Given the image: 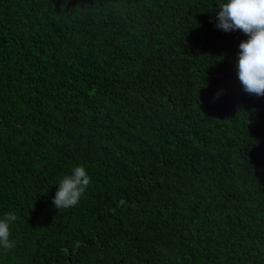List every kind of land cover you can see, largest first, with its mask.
<instances>
[{
  "label": "trees",
  "instance_id": "trees-1",
  "mask_svg": "<svg viewBox=\"0 0 264 264\" xmlns=\"http://www.w3.org/2000/svg\"><path fill=\"white\" fill-rule=\"evenodd\" d=\"M221 2L0 0V264H264V96Z\"/></svg>",
  "mask_w": 264,
  "mask_h": 264
},
{
  "label": "clouds",
  "instance_id": "clouds-1",
  "mask_svg": "<svg viewBox=\"0 0 264 264\" xmlns=\"http://www.w3.org/2000/svg\"><path fill=\"white\" fill-rule=\"evenodd\" d=\"M218 6L216 27L224 32L240 30L248 37L239 44L236 64L243 90L264 96V0H223ZM91 183L85 166L76 165L59 180L52 203L57 210L75 207ZM16 220L14 212L0 218V248L4 250L15 247L10 226Z\"/></svg>",
  "mask_w": 264,
  "mask_h": 264
}]
</instances>
